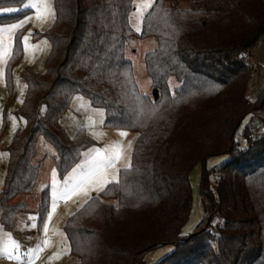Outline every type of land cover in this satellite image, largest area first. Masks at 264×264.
<instances>
[{
  "label": "trees",
  "instance_id": "1",
  "mask_svg": "<svg viewBox=\"0 0 264 264\" xmlns=\"http://www.w3.org/2000/svg\"><path fill=\"white\" fill-rule=\"evenodd\" d=\"M24 1L0 0V8ZM166 1L179 0H154L138 33L156 38V47L144 55L158 92L153 100L139 92L125 58L134 34L128 20L132 0H53L52 25L34 32L50 42L45 68L23 73L25 94L15 112L24 125L5 147L0 224L11 230L17 214L26 211L17 195L33 188L37 135L53 145L60 176L95 144L82 129L70 137L58 124L72 96L81 94L104 109L105 127L136 137L130 167L64 222L74 264H144L145 253L164 243L173 250L155 264H264V134L257 137L258 129L246 125V146L234 139L242 119L264 109V94H245L248 55L264 33V0H192L187 9L165 8ZM25 12L0 15V22ZM23 30L14 35L8 73L21 56ZM170 76L179 82L174 94ZM219 154L229 159L217 168L211 188L208 176L216 169L202 174L203 219L192 236H182L191 207L189 172ZM47 203L44 191L36 209L39 225ZM213 216L220 222L211 223Z\"/></svg>",
  "mask_w": 264,
  "mask_h": 264
},
{
  "label": "rangeland",
  "instance_id": "2",
  "mask_svg": "<svg viewBox=\"0 0 264 264\" xmlns=\"http://www.w3.org/2000/svg\"><path fill=\"white\" fill-rule=\"evenodd\" d=\"M153 1L132 0L128 20L134 34L125 44V58L131 63L136 86L141 94L152 99L153 87L145 71L144 55L156 47V38H141L138 33L141 30L143 17ZM29 3L30 0H25L19 6L0 8L15 9V11H0V15L27 11L16 20L0 22V28L4 29L0 32V190L8 160L5 147L14 132L24 125V119L15 112L25 94L23 73L28 69L42 73L50 50L49 40L42 35L35 36L34 32L42 33L52 25L53 0H37L38 8L26 7L25 5ZM191 4L192 0L163 2L165 8L176 9H187ZM8 25L20 26L9 30ZM20 28L24 29L20 39L21 56L8 73L7 64L12 53L14 35ZM248 64L250 73L245 94L248 98L254 99L258 94L260 96L264 94V33L250 49ZM168 86L170 93L174 94L179 82L170 76ZM43 112L44 107L40 109L41 116ZM104 117V109L92 106L87 97L81 94L72 96L70 105L59 118L58 124L70 137L82 129L95 144L83 150L78 162L63 176L58 174L53 163L55 156L53 145L41 134L37 135L32 159V163L37 167L36 179L29 194L17 195V201L23 202L26 211L17 214L13 228L6 230L0 224V264H74L78 261L69 251V243L63 230L64 222L90 197L97 195L108 183L118 180L120 170L130 165L131 150L136 137V133L130 130L105 127ZM246 125L258 129L256 134L259 135V131L264 129V109L256 108L242 119L234 134V139L240 148L246 146L242 136V130ZM117 153L119 156L113 165L102 164L98 171L82 180V177L90 171L87 162L91 158ZM228 159L227 154L211 155L203 163H196L190 170L188 180L191 189V207L188 219L181 229L182 236L193 234L204 216L203 203L206 199L201 180L204 169H216L208 176V187L211 188L217 177V168ZM113 177L116 179L113 180ZM105 179L108 183H104ZM44 191H47L48 206L45 217L39 225L36 209ZM109 202L114 201L109 200ZM219 222L215 216L212 217L211 223ZM172 250L171 243L157 246L145 253L144 264H155Z\"/></svg>",
  "mask_w": 264,
  "mask_h": 264
},
{
  "label": "snow or ice",
  "instance_id": "3",
  "mask_svg": "<svg viewBox=\"0 0 264 264\" xmlns=\"http://www.w3.org/2000/svg\"><path fill=\"white\" fill-rule=\"evenodd\" d=\"M26 7H37L38 8V3L37 0H30V3L25 5ZM0 11H15V9H0ZM37 16L39 17V12L37 13ZM20 25H8L7 28L9 30L11 29H16L18 28ZM4 29L0 28V32H2ZM25 40H27V37H25ZM27 47V46H26ZM123 135V133H122ZM119 153H117L116 155H107V156H102V157H93L90 159V161H88L87 163L90 166V171L87 175H85L84 177H82L83 179H86L88 175H91L93 172L98 171L100 166L103 165H113L114 161L118 158ZM126 166L125 170H127ZM116 177H113V180H115ZM104 183H108V181L105 179ZM102 187V185H101ZM55 207V201L53 202V208ZM49 216H51V213H49Z\"/></svg>",
  "mask_w": 264,
  "mask_h": 264
},
{
  "label": "water",
  "instance_id": "4",
  "mask_svg": "<svg viewBox=\"0 0 264 264\" xmlns=\"http://www.w3.org/2000/svg\"><path fill=\"white\" fill-rule=\"evenodd\" d=\"M153 100H156L158 98V92L156 89H153ZM204 227V226H203ZM195 233V232H194ZM193 233V234H194ZM193 234H190L188 237L192 236Z\"/></svg>",
  "mask_w": 264,
  "mask_h": 264
},
{
  "label": "built area",
  "instance_id": "5",
  "mask_svg": "<svg viewBox=\"0 0 264 264\" xmlns=\"http://www.w3.org/2000/svg\"><path fill=\"white\" fill-rule=\"evenodd\" d=\"M263 134H264V129H262V130L259 131V135H257V137H259V136H261Z\"/></svg>",
  "mask_w": 264,
  "mask_h": 264
},
{
  "label": "crops",
  "instance_id": "6",
  "mask_svg": "<svg viewBox=\"0 0 264 264\" xmlns=\"http://www.w3.org/2000/svg\"><path fill=\"white\" fill-rule=\"evenodd\" d=\"M23 199V198H22ZM21 201V200H20Z\"/></svg>",
  "mask_w": 264,
  "mask_h": 264
}]
</instances>
